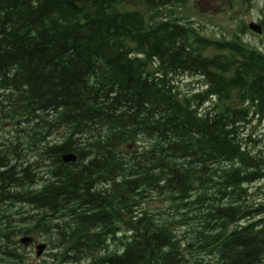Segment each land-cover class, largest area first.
<instances>
[{
	"label": "trees",
	"instance_id": "16d2710c",
	"mask_svg": "<svg viewBox=\"0 0 264 264\" xmlns=\"http://www.w3.org/2000/svg\"><path fill=\"white\" fill-rule=\"evenodd\" d=\"M185 2L0 0V123L20 127L0 138V264L37 231L42 264H264V150L241 133L264 117V51L206 39Z\"/></svg>",
	"mask_w": 264,
	"mask_h": 264
},
{
	"label": "rangeland",
	"instance_id": "374dc122",
	"mask_svg": "<svg viewBox=\"0 0 264 264\" xmlns=\"http://www.w3.org/2000/svg\"><path fill=\"white\" fill-rule=\"evenodd\" d=\"M171 11L173 16L180 19L183 23L185 22L186 24L195 26L200 35L206 39L229 40L237 35L239 39H243L245 42L264 51V30L262 29L260 34H255L247 28L250 22L260 24L264 16V0H186L184 5L171 8ZM208 54L211 53L208 52ZM174 81L177 89L181 93H189L196 89H201V83L198 78L194 76L187 74L177 75ZM12 125L9 122L0 123V136L10 131L15 125L14 122H12ZM17 127L18 129L20 128L19 125L15 126V128ZM64 131L65 130H59L55 132L51 139L54 141V139L57 136L59 137V135L62 134L61 132ZM241 133H243L242 138L250 150H256L258 148L264 150V117H256L253 119L251 124L241 130ZM248 138H250V140H248ZM138 141V144L142 145V140ZM24 151L28 162L39 160L38 150L36 152L29 150ZM39 165L42 167L41 163ZM37 178L39 180V176ZM42 183L43 181L40 179L38 184L34 186L39 187ZM26 188L29 187L26 186ZM249 192L251 193L252 200H261L264 197V183L259 182L250 186ZM149 207H151V205ZM17 210L24 212L25 216L35 215V213H37V211L29 206H18ZM29 235L37 242H45L47 248L45 252L36 259L34 257V247H23L17 242L23 235H15V242H17L16 249L21 256V261L18 264H42L44 261L49 262L51 258L50 254L54 252L50 246L53 237L40 233L39 231L30 233ZM117 243L111 244L112 249L117 247Z\"/></svg>",
	"mask_w": 264,
	"mask_h": 264
},
{
	"label": "water",
	"instance_id": "95a60500",
	"mask_svg": "<svg viewBox=\"0 0 264 264\" xmlns=\"http://www.w3.org/2000/svg\"><path fill=\"white\" fill-rule=\"evenodd\" d=\"M247 28L255 34H260L262 32L261 25L254 23V22H250L247 25ZM61 160L67 164L75 163L77 161V156L74 153L69 152V153L63 154L61 156ZM18 243L24 247H27L33 243V238L30 236H22L18 239ZM45 249H46V244L44 242H40L36 244L34 247L35 258H39L42 255V253L45 251Z\"/></svg>",
	"mask_w": 264,
	"mask_h": 264
},
{
	"label": "flooded vegetation",
	"instance_id": "af4514ba",
	"mask_svg": "<svg viewBox=\"0 0 264 264\" xmlns=\"http://www.w3.org/2000/svg\"><path fill=\"white\" fill-rule=\"evenodd\" d=\"M13 136H16L15 134H13V135H8L7 137H5V138H3L4 139V141H8V139H10L11 137H13ZM20 138H23L22 136H19ZM22 146H23V143L20 145V147L22 148ZM23 149H24V146H23ZM25 151L23 150V152L22 153H24ZM25 163V161H24V159H22V158H20L19 160L18 159H14L13 161H12V163H10V164H13L15 167H18V166H20L21 164H24ZM2 170H4L3 169V167H1L0 168V171H2ZM0 184H1V182H0Z\"/></svg>",
	"mask_w": 264,
	"mask_h": 264
},
{
	"label": "bare ground",
	"instance_id": "6f19581e",
	"mask_svg": "<svg viewBox=\"0 0 264 264\" xmlns=\"http://www.w3.org/2000/svg\"><path fill=\"white\" fill-rule=\"evenodd\" d=\"M58 137V136H57ZM50 177V176H49ZM44 223V222H43ZM99 252V251H98Z\"/></svg>",
	"mask_w": 264,
	"mask_h": 264
}]
</instances>
